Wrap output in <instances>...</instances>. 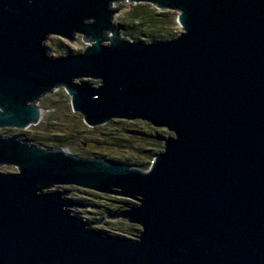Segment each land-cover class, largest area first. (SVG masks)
Here are the masks:
<instances>
[{
  "label": "water",
  "instance_id": "95a60500",
  "mask_svg": "<svg viewBox=\"0 0 264 264\" xmlns=\"http://www.w3.org/2000/svg\"><path fill=\"white\" fill-rule=\"evenodd\" d=\"M125 1L179 12L183 33L129 39ZM50 35L88 47L54 57ZM60 87L89 127L175 135L148 169L0 135V166L20 170L0 171V264H264V0H0V129L38 125ZM62 186L137 205L94 221ZM106 218L142 230L92 228Z\"/></svg>",
  "mask_w": 264,
  "mask_h": 264
},
{
  "label": "rangeland",
  "instance_id": "374dc122",
  "mask_svg": "<svg viewBox=\"0 0 264 264\" xmlns=\"http://www.w3.org/2000/svg\"><path fill=\"white\" fill-rule=\"evenodd\" d=\"M134 4L135 3L131 1L126 2V7L116 15L114 20V23L122 30V34L127 35L129 39L133 41L141 40L146 43H150L152 41L171 40L173 38L180 36L183 33L184 30L178 21L179 12L174 10L158 9L159 12L169 11V13L171 14L172 20L167 24V30L165 34L163 33L160 37L155 38L156 39L155 40L149 38L147 36L149 30L144 29L140 32V35L131 36V34L126 31L124 23L126 19V10L133 7ZM139 4H148V3H139ZM152 6L157 9L155 5ZM45 43L50 48V54L54 57L68 56L71 54L80 53L85 51L88 47V44L84 41L82 35H77V39L73 43L59 36L50 35ZM87 81L93 83L95 86H98L100 84V81L94 79H89ZM77 82H80V80H78ZM39 103L43 110V118L41 121L42 123L40 122L41 126L38 125L31 126L27 130H21L15 128H2L0 129V135L20 137L25 139L26 135L32 136L35 134H40L41 132L44 131L45 128H48L50 132H48V134L46 135H48V137L52 138L53 140L57 138L67 137V135H69V137L71 138L73 142L72 145L66 147L65 146H59V147H65L66 149H68V151L80 156L103 157V154H101L100 150L97 149L99 148L98 145L99 142L102 141L105 136H110V135L117 136L119 131H121L120 128L123 127L121 121L124 120H114L106 125L98 126L100 127V129L97 132L94 133L88 132V130L95 129L97 127L95 128L89 127L85 123L83 115L73 111L71 106V96L68 94L67 90L64 87H60L56 91L43 96L40 99ZM128 122L129 124H127L126 126L129 129L136 131L137 133L146 131L147 124H150L142 120H135ZM157 129L158 132H160L165 136L164 139L166 137L175 135L174 133L169 132L166 128H157ZM44 148H49V147H44ZM163 151H164V147L159 153ZM118 155L119 154L115 152L112 156L108 155V157L116 160H121L118 158L119 157ZM0 171L7 173H17L20 170L15 165H3L0 166ZM60 188L62 190H69L70 192L69 197L72 200L76 201L80 205L87 206L88 208L77 207V210L80 212L82 216L87 217L94 221L98 220L99 218H101V216H105L108 213H115L117 211H121L127 208L124 202L128 198H124L116 195L102 194L93 190H89L77 186H62ZM128 200H132V199H128ZM134 202L135 205H137V202L136 201ZM131 206H134V204H132ZM92 228L130 239L135 238L136 234L142 230V227L140 225L129 223L127 220L121 218L120 219L106 218L101 224H94ZM132 235H134L135 237Z\"/></svg>",
  "mask_w": 264,
  "mask_h": 264
},
{
  "label": "trees",
  "instance_id": "16d2710c",
  "mask_svg": "<svg viewBox=\"0 0 264 264\" xmlns=\"http://www.w3.org/2000/svg\"><path fill=\"white\" fill-rule=\"evenodd\" d=\"M171 20V14L169 11L159 12V10L151 4H134L133 7L126 10L124 26L126 31L130 33L131 36L140 35L142 30L148 29L149 31L147 36L155 39L160 37L163 33L165 34L167 24ZM121 122L123 127L120 128L121 131H119L117 136H105L104 139L99 142V148L97 149L100 150L103 157H108V155L112 156L115 152H117L119 154L118 158L121 159V161L148 169L151 161L163 149L165 136L158 132L156 127H153L150 124H147L146 131L137 133L126 126L129 124L128 121L124 120ZM41 123H39L38 126H41ZM99 129L100 127H97L95 129L88 130V132L94 133ZM48 132H50V130L45 128L40 134L32 136L26 135L25 137L26 139L34 141L33 143L40 147H66L73 144L69 135H67V137L53 140L46 135ZM124 203L127 207L132 204L135 205L134 201L128 199H126Z\"/></svg>",
  "mask_w": 264,
  "mask_h": 264
},
{
  "label": "bare ground",
  "instance_id": "6f19581e",
  "mask_svg": "<svg viewBox=\"0 0 264 264\" xmlns=\"http://www.w3.org/2000/svg\"><path fill=\"white\" fill-rule=\"evenodd\" d=\"M99 81V80H98ZM93 128V127H92ZM95 128V127H94Z\"/></svg>",
  "mask_w": 264,
  "mask_h": 264
}]
</instances>
